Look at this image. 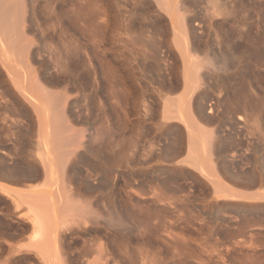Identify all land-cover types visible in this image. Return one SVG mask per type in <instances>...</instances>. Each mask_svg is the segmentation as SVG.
Listing matches in <instances>:
<instances>
[{"label":"rangeland","instance_id":"374dc122","mask_svg":"<svg viewBox=\"0 0 264 264\" xmlns=\"http://www.w3.org/2000/svg\"><path fill=\"white\" fill-rule=\"evenodd\" d=\"M2 21L8 65L28 60L54 120L72 125L64 142L82 143L56 174L81 186L48 223L56 262L264 264V0H0ZM4 75L0 264H43L26 246L34 211L13 196L45 180L36 115Z\"/></svg>","mask_w":264,"mask_h":264},{"label":"bare ground","instance_id":"6f19581e","mask_svg":"<svg viewBox=\"0 0 264 264\" xmlns=\"http://www.w3.org/2000/svg\"><path fill=\"white\" fill-rule=\"evenodd\" d=\"M156 1V0H155ZM164 1V0H163ZM91 3V2H90ZM160 3V2H159ZM162 3V2H161ZM167 3V2H166ZM2 6V5H1ZM95 6V5H94ZM86 7V6H85ZM90 7V6H89ZM163 7H165L164 11L166 10V4H163ZM162 7V8H163ZM2 8V7H1ZM94 10V9H93ZM168 10V9H167ZM83 11V10H82ZM169 11V10H168ZM88 12V11H87ZM167 12V11H166ZM84 13V11H83ZM91 13V12H90ZM103 13V12H102ZM92 14V13H91ZM168 14V13H167ZM97 15V14H96ZM99 15V14H98ZM108 15V14H107ZM112 16V14H110ZM85 16V15H84ZM84 19V18H83ZM94 19V18H93ZM92 19V20H93ZM117 19V18H116ZM180 20V19H179ZM91 21V20H90ZM111 21V19H110ZM120 22V21H119ZM125 22V21H124ZM124 22L121 21L122 26L125 25ZM0 23H3L0 22ZM110 23V22H109ZM127 23V22H126ZM179 23V22H178ZM177 26L181 27L182 23ZM186 23V22H185ZM107 24V23H106ZM120 25V23H118V21H116V23L112 24L114 25ZM129 24V23H128ZM12 26V25H11ZM120 26V27H122ZM176 26V25H175ZM2 27V26H1ZM89 27V26H88ZM124 27V26H123ZM178 27V29H180ZM7 28V26H6ZM112 28V27H111ZM119 28V27H118ZM125 28V27H124ZM190 28V27H189ZM11 29V28H10ZM14 29V26H13ZM113 29V28H112ZM183 31V35H186L188 33V31H190L187 27L182 26L181 28ZM180 29V30H181ZM9 30V29H8ZM84 30V29H83ZM100 30V29H99ZM104 30V29H103ZM115 30V29H114ZM174 30V29H173ZM177 30V29H176ZM175 30V31H176ZM9 32V31H8ZM113 32V31H112ZM179 32V31H178ZM89 33V32H88ZM175 34L177 33L174 32ZM180 34V33H178ZM177 34V35H178ZM95 35V34H94ZM100 35V34H98ZM118 35V34H117ZM181 35V34H180ZM178 35V36H180ZM5 34L3 33V31L0 30V68H4L6 71V76L9 78V82L11 81V84L9 83V85H13L11 87H14L13 91H16V93L18 92L19 95L22 97V99H24V101H26V103L28 104V107H30L36 115V137L30 140H32L31 143V151H30V155L34 156L35 160L38 161L40 163V165L42 166V170L44 173V177L45 180L44 182L39 186L40 188L38 189H31V190H26V189H21L22 191H15V197H17L18 201L22 204V205H26V208L28 207L29 211L31 209V212L34 211V214H32L34 217L32 218L34 221V225H36V228L34 226V230L36 229L37 232H35L36 234L30 238L28 240V243L26 246H28V248H32L35 252V254H39L40 258H42V262H44L43 264H54V262L57 261V259H55L58 255H56L57 250L55 249L56 247H60V243L59 242V231L56 228H53L52 230L48 229V223L51 221H53V225L54 222L57 221L60 214V209L68 202V200L65 199V188L67 189L65 183L62 181L59 182L60 180L57 179V171H58V167L60 165V160L65 156L66 154V150L69 147L68 145L71 144V142H69L68 145H66V143L64 142L63 139H65L64 137L66 136L65 134H67L70 130H72V125H71V129L68 132H64L63 130H65L64 128L67 127L66 129H68V127L70 128V124L67 123L66 119L67 118H63L65 120H59L60 122H57V119L54 120L55 114L52 116V107H50L49 109V105H47L46 102L42 101V97L40 96L39 92H38V88H36L38 86V84H40L41 82H43L40 79H32L30 73H29V69H27L28 65L27 62L25 61V59L23 58L22 61L14 62V66H9L11 64V62L8 65L7 63V58L6 56L9 55H5L3 45H7L5 42H7V38H5ZM9 37V36H8ZM90 37V36H89ZM177 37V36H176ZM188 37V36H186ZM6 39V40H5ZM92 39V38H91ZM178 39V38H177ZM184 39V38H182ZM181 39V40H182ZM188 39V38H187ZM180 41V39H179ZM183 45L185 48H187V45L189 46V42L184 39ZM9 44V43H8ZM95 44V43H94ZM179 44V43H177ZM180 45V44H179ZM2 46V47H1ZM8 45V49H9ZM191 46V45H190ZM181 48V47H180ZM179 48V49H180ZM109 49V48H108ZM7 50V49H6ZM106 52V51H105ZM96 53V52H95ZM14 54V53H13ZM182 54V52H181ZM22 55V54H21ZM104 55V54H103ZM11 56V55H9ZM186 56V55H185ZM15 57V56H14ZM17 57V56H16ZM21 58V59H22ZM12 60V59H11ZM13 62V61H12ZM13 65V64H12ZM1 72V70H0ZM1 75H4V73L2 72ZM0 75V76H1ZM5 76V75H4ZM5 76V77H6ZM34 77V76H33ZM4 78V77H3ZM2 79V78H1ZM5 80V79H4ZM4 80H1L4 82ZM7 80V79H6ZM5 80V81H6ZM7 80V81H8ZM41 80V82H40ZM96 81V80H95ZM2 83V82H1ZM5 83V82H4ZM8 83V82H7ZM3 84V83H2ZM43 84V83H42ZM7 85V84H5ZM41 87V86H40ZM10 88V87H9ZM42 88V87H41ZM11 89V88H10ZM44 89V88H43ZM126 89V88H125ZM4 92V90H3ZM42 92V91H41ZM15 93V92H13ZM15 93V94H16ZM44 93V92H43ZM1 94V93H0ZM7 96V95H6ZM18 96V97H20ZM5 98V97H4ZM9 98V97H8ZM21 99V98H19ZM189 99V98H188ZM183 100L181 101V106L179 104V106L174 108V104H172L171 102H167L168 105H164L166 107V111L165 113H167L166 116H168V112H177L178 114L181 115L182 110L185 109H189V100ZM16 101V100H15ZM21 101V100H20ZM127 102V101H126ZM5 103V102H4ZM25 103V102H24ZM46 103V104H45ZM165 102V104H167ZM26 104V105H27ZM185 104V105H184ZM187 104V105H186ZM174 105V106H172ZM189 105V106H188ZM115 106V105H114ZM188 106V108H187ZM18 108V107H17ZM174 108V109H173ZM22 109V108H20ZM24 111V110H23ZM32 112V113H34ZM164 112V111H163ZM21 113V112H20ZM171 113V114H172ZM176 113V114H177ZM29 114V113H28ZM175 114V115H176ZM164 115V116H165ZM163 116V117H164ZM165 116V117H166ZM54 117V118H53ZM180 117V116H179ZM194 117V116H193ZM34 118V117H33ZM58 118V117H57ZM125 118V117H124ZM18 119V118H17ZM20 119V118H19ZM55 122H54V121ZM126 120V119H125ZM35 121V120H34ZM63 121V122H62ZM66 121V122H64ZM193 121V120H192ZM1 125V124H0ZM20 125V124H19ZM186 126H188V124H186ZM28 127V126H27ZM73 131V130H72ZM72 131H70V133H72ZM33 133V132H32ZM71 135V134H70ZM64 136V137H63ZM74 138V137H73ZM72 138V139H73ZM68 139V136L66 138V140ZM75 139V138H74ZM69 140V139H68ZM67 140V141H68ZM71 141V139H70ZM82 144L78 139H76L74 141V144L69 147L70 149L72 148V152H74L77 148H79V145ZM202 144V143H201ZM67 146V147H66ZM205 148V145L203 147H201V149ZM4 151V150H3ZM124 155H126V153H123ZM20 156V155H19ZM22 156V155H21ZM18 158V157H17ZM122 158L123 155H122ZM121 158V159H122ZM23 159V158H21ZM31 159V158H30ZM126 159V158H125ZM21 161V160H19ZM23 162V160H22ZM19 163V162H18ZM201 165V164H200ZM20 165H17V167H15V170H17L18 172H25L27 171L26 168H19ZM204 166H199L197 169L198 171L205 176L207 179L213 181L211 174L205 169L203 168ZM32 170V169H31ZM22 176V175H21ZM59 180V181H58ZM254 180V179H253ZM62 184V185H61ZM81 184V183H80ZM253 185V183H252ZM64 186V187H63ZM81 187V186H80ZM79 186L74 187L73 189H67L66 193H73L76 194V196H78L81 193V189ZM83 189V188H82ZM20 190V189H19ZM9 192V191H8ZM14 192V191H12ZM11 192V193H12ZM10 195V194H9ZM11 196V195H10ZM12 196V197H13ZM80 196V195H79ZM69 205V203L67 204ZM66 206V205H65ZM64 206V207H65ZM62 213V212H61ZM43 214V216H42ZM55 220V221H54ZM62 220L61 218L58 219ZM62 223V222H60ZM60 223H58L60 225ZM56 226V225H55ZM82 227V226H81ZM83 228V227H82ZM81 228V229H82ZM80 229V228H79ZM84 229V228H83ZM50 232H49V231ZM85 230V229H84ZM83 231V230H82ZM82 235V234H81ZM9 237V236H8ZM57 243L59 244V246H57ZM15 248V245H12ZM12 246H9L10 248L13 249ZM31 249V250H32ZM63 249V248H62ZM11 250V249H10ZM32 252V251H31ZM109 253V252H108ZM23 254V253H22ZM68 254V253H67ZM21 257V256H20ZM12 263V262H11ZM59 264V260L58 262H56ZM55 263V264H56Z\"/></svg>","mask_w":264,"mask_h":264}]
</instances>
